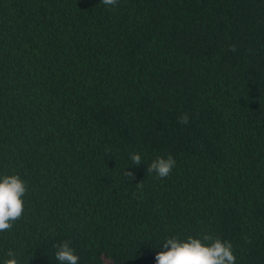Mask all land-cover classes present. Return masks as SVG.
I'll return each mask as SVG.
<instances>
[{
    "label": "trees",
    "instance_id": "1",
    "mask_svg": "<svg viewBox=\"0 0 264 264\" xmlns=\"http://www.w3.org/2000/svg\"><path fill=\"white\" fill-rule=\"evenodd\" d=\"M0 264H264V0H0Z\"/></svg>",
    "mask_w": 264,
    "mask_h": 264
}]
</instances>
